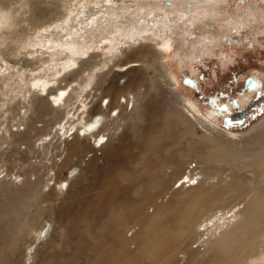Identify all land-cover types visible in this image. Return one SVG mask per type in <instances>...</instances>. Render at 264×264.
Instances as JSON below:
<instances>
[{"label":"bare ground","instance_id":"bare-ground-1","mask_svg":"<svg viewBox=\"0 0 264 264\" xmlns=\"http://www.w3.org/2000/svg\"><path fill=\"white\" fill-rule=\"evenodd\" d=\"M27 3L32 15L40 2ZM54 4L59 10V2ZM25 17L27 25L18 31L22 34L45 19ZM133 55L136 60L114 63L113 57L101 63L98 54L91 55L75 72L74 83L33 95L34 108L51 104L50 119L39 120L43 127L30 114L21 123L27 124L24 131L11 130V149L23 151L21 158L28 162L34 139L50 134L49 122L72 110L74 97L67 88L80 86L83 92L96 81V97L85 113L87 132H76L59 146L65 156L56 162L53 176L64 189L45 190L42 180L35 185L39 213L48 222L40 227V241L29 245L24 264H264V123L237 146L171 89L151 44ZM9 58L8 52L4 59ZM99 66L108 69L98 73ZM151 68L156 75H148ZM6 70L2 65L0 74ZM145 79L149 83L143 87ZM51 83L43 77L34 82L44 92ZM77 97L90 105L88 95L78 90ZM21 108H12V120L23 119ZM112 110H118L116 116ZM23 143H28L25 149ZM84 152H93L87 161L80 159ZM66 168L77 173L65 176ZM8 185L0 180V194Z\"/></svg>","mask_w":264,"mask_h":264},{"label":"rangeland","instance_id":"rangeland-1","mask_svg":"<svg viewBox=\"0 0 264 264\" xmlns=\"http://www.w3.org/2000/svg\"><path fill=\"white\" fill-rule=\"evenodd\" d=\"M4 1L0 4V67L7 70L0 74V180L12 185L0 194V264L26 263L30 246L40 241V227L48 220L39 213L40 196L35 188L42 180L45 190L64 189L53 176L56 162L65 156L59 146L63 147V140L74 133L87 132L85 113L96 97V81L83 92L77 85L76 90L67 88L74 97L70 101L72 110H64L60 121L49 122L50 134L34 139L28 162L21 158L23 151L11 149V130L24 131L27 124L21 123H26L30 114L43 127L39 120L50 119L51 104L36 109L33 95H47L50 88L74 83L75 72L91 55L98 54L96 60L101 63L106 58H114L110 63L136 60L135 50L151 44L171 89L213 128L234 139L237 146H243L264 123V0H38L32 15L29 0ZM56 1L60 7L57 11ZM50 14L53 18H48ZM25 16L45 19L37 23L35 19L39 25L22 34L18 31L27 25ZM17 35L21 38L16 41ZM9 45L16 47L15 53L8 50ZM3 50H7L5 55L9 52L8 60ZM106 69L99 66L95 71ZM148 75H156V70L151 68ZM42 77L52 80L45 92L34 84ZM148 83L145 79L142 86ZM78 90L88 95L90 105L77 97ZM49 99L55 103L52 97ZM104 100L106 103L107 98ZM18 104L23 119L12 120V108ZM131 107L129 104L128 110ZM240 109L245 113L238 118ZM117 112L112 110L115 116ZM94 138L90 136L91 142ZM22 145L25 149L28 143ZM92 153H81L80 159L87 161ZM101 156L103 164L106 156ZM75 171L66 168L64 175L71 176Z\"/></svg>","mask_w":264,"mask_h":264},{"label":"water","instance_id":"water-1","mask_svg":"<svg viewBox=\"0 0 264 264\" xmlns=\"http://www.w3.org/2000/svg\"><path fill=\"white\" fill-rule=\"evenodd\" d=\"M239 113H241V115H243L245 113V109H240Z\"/></svg>","mask_w":264,"mask_h":264},{"label":"flooded vegetation","instance_id":"flooded-vegetation-1","mask_svg":"<svg viewBox=\"0 0 264 264\" xmlns=\"http://www.w3.org/2000/svg\"><path fill=\"white\" fill-rule=\"evenodd\" d=\"M240 115H241V114L239 113V114H238V118L241 117Z\"/></svg>","mask_w":264,"mask_h":264}]
</instances>
